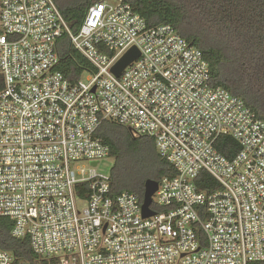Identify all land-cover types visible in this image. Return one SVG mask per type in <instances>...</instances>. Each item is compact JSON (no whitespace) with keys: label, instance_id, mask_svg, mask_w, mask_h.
I'll return each mask as SVG.
<instances>
[{"label":"built area","instance_id":"obj_1","mask_svg":"<svg viewBox=\"0 0 264 264\" xmlns=\"http://www.w3.org/2000/svg\"><path fill=\"white\" fill-rule=\"evenodd\" d=\"M65 33L96 68L77 82L58 69ZM133 46L140 55L116 75ZM0 73V217L36 255L0 248V264L264 261V120L212 84L202 50L172 25L100 0L74 33L55 0H0ZM106 120L154 138L176 171L150 216L135 192L113 196L111 173L97 169L110 154L97 134ZM223 135L240 145L232 158L216 146ZM202 171L220 186L200 190Z\"/></svg>","mask_w":264,"mask_h":264},{"label":"trees","instance_id":"obj_2","mask_svg":"<svg viewBox=\"0 0 264 264\" xmlns=\"http://www.w3.org/2000/svg\"><path fill=\"white\" fill-rule=\"evenodd\" d=\"M100 0H55L69 28L77 33L88 9ZM129 2L149 27L170 24L190 43L202 50L210 64L212 84L222 86L239 96L264 120V0H125ZM60 57L58 69L71 82L95 66L72 44L65 33L57 42ZM4 77L0 73V90ZM110 147L114 158L111 169L112 195L124 190L135 192L142 200L148 179L160 182L175 174L174 167L163 157L152 137H134L130 130L111 120L98 130ZM218 150L232 158L240 149L233 137L221 136ZM200 190L218 188L219 182L207 171L196 180ZM13 221L0 217V248L34 261L36 255L30 237L12 235ZM251 264H264V261Z\"/></svg>","mask_w":264,"mask_h":264},{"label":"water","instance_id":"obj_3","mask_svg":"<svg viewBox=\"0 0 264 264\" xmlns=\"http://www.w3.org/2000/svg\"><path fill=\"white\" fill-rule=\"evenodd\" d=\"M140 55V51L136 46L131 47L123 56L122 58L113 66L112 71L119 75L125 68L130 64L133 60H135ZM94 165L97 162H93ZM159 182L148 179L145 183V192L143 197V214L144 216H150L154 213L151 209V204L153 200V195L158 190Z\"/></svg>","mask_w":264,"mask_h":264},{"label":"rangeland","instance_id":"obj_4","mask_svg":"<svg viewBox=\"0 0 264 264\" xmlns=\"http://www.w3.org/2000/svg\"><path fill=\"white\" fill-rule=\"evenodd\" d=\"M109 1H112V0H109ZM114 164V158L113 157H104L101 159L100 163L98 164V167L97 169L100 171V172H103V173H111V169H112V166ZM83 165L85 166H89L90 164L89 163H83Z\"/></svg>","mask_w":264,"mask_h":264}]
</instances>
